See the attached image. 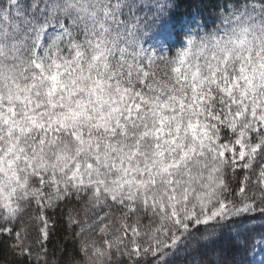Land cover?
<instances>
[{
    "label": "snow or ice",
    "instance_id": "snow-or-ice-1",
    "mask_svg": "<svg viewBox=\"0 0 264 264\" xmlns=\"http://www.w3.org/2000/svg\"><path fill=\"white\" fill-rule=\"evenodd\" d=\"M0 0V264H264V0Z\"/></svg>",
    "mask_w": 264,
    "mask_h": 264
},
{
    "label": "trees",
    "instance_id": "trees-1",
    "mask_svg": "<svg viewBox=\"0 0 264 264\" xmlns=\"http://www.w3.org/2000/svg\"><path fill=\"white\" fill-rule=\"evenodd\" d=\"M186 2V0H182V8H181V11L184 10V3Z\"/></svg>",
    "mask_w": 264,
    "mask_h": 264
}]
</instances>
